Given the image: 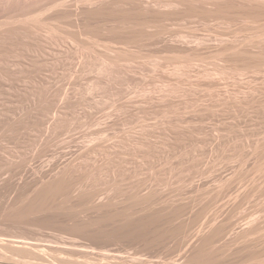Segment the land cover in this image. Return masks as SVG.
I'll list each match as a JSON object with an SVG mask.
<instances>
[{"label": "bare ground", "instance_id": "6f19581e", "mask_svg": "<svg viewBox=\"0 0 264 264\" xmlns=\"http://www.w3.org/2000/svg\"><path fill=\"white\" fill-rule=\"evenodd\" d=\"M76 1H78V0H76ZM79 1L82 4L81 3L78 4L77 7L75 6L72 8V6H71V8L70 7L67 8L65 6L66 4L64 5V3H65L64 0H0V106H1L0 107V122L2 124H3V122H4V124H6L5 130L7 132L8 131L10 132L13 129V131H14V128H12L13 123H14V121L12 123V119H13L14 114L11 113V112H13V111H11L13 106L19 105V104L23 103L24 101H27V103H29L27 109L30 108V109H28L29 115L26 113L27 111H25L24 113H26L27 116L24 113L22 116L28 117V118H26L27 120H24V121H25V123H27L26 121L29 122L28 123L29 127H27L26 125H24V126H26V128H28V130L30 129V131H32L31 133H33V134L30 135V137L31 136H32V138L35 137L33 140L31 138V140L33 141V143L31 142L32 145L33 144L36 145L35 142H36V140H38V137H39L37 135L41 134L42 130H46V129L49 130V131H47V137H49L48 135H50L51 133H52L51 135H54V136L57 133L60 134V132H57V131H59V129H60V118H61L60 115L61 114L63 115L64 111L62 110L63 113H60L61 109H57V111H56L57 113L55 112L56 113L55 116L53 117V119H51L52 117H50L51 116L50 114L54 110V109L52 110V107L54 106V105L52 106V103L54 104V102H51V105L49 104L52 107H49V105H47V102L49 103L51 98L49 97V101H47L48 95H50V93L46 94L44 91L45 89H47V87H44L45 85H47V83H46L47 80L42 78L41 73H43L45 70H47L45 68L46 65L44 66V68H42V66H43L42 64L44 63L45 58L46 57L48 58V55L52 51H56V55H57L58 52H57V50H54V48L58 49L59 47H57V46H60V43H58V42L61 40V43H62V40H64V39L66 40V38H67V39H69V43L71 41L73 42L74 45L72 47H74L75 44L77 47L75 46L76 48L74 47V51H72L73 48L71 49L69 46H67L66 45L67 43L64 40V42L66 44H64V42H63L62 44H64V45L61 44L60 48L61 49L64 48V51L67 52L66 48L68 47L71 49L70 51H72L73 53L78 52L77 50L78 49L81 50L82 48L83 49L85 48V50L88 49L87 51L90 50L91 51V52H89L90 54H87V55L85 54L86 55L85 58H83L84 56L81 57L82 59H84L83 60L84 64H82V65H84L88 69L89 68L93 69V70L95 69L96 72H99L100 74H102V76L105 75L108 78V80L111 82V83H109V84H111V86L109 85V87L110 88L114 87L112 92L115 91V86L117 88L118 83H119L118 85H120V82H119L120 80L117 81L119 76L124 75V77H125L128 75V77H130L129 75H131V77L136 76L135 78H137V77H139L137 75L138 73L141 74V73H143V71H148V72H150L148 74H150V77H152L149 80H155L159 76L160 78L157 79V82L159 79H161L164 83V87H163L162 82L161 81L159 82V83H161V86H162L161 90L162 91H160V89H158L159 91H157V92H160L161 97L159 95L158 96L159 98L157 97V100H161L160 98H162V97H165L168 95H174V94H178L180 96L185 97V98L180 97L181 98L180 99L179 96L177 95L176 101H174L173 98H170V99L167 98V100L172 99L171 102L168 101L169 102L168 103V102L164 101L165 100V98H164L163 102L161 100L160 102L158 101L159 103H156V102H154L156 97H154V100L152 98L155 94H157V93H155L154 95L152 94L153 96H151L153 101L152 102L150 101L151 105L152 106L154 105L153 107H155V108H153L151 106L149 108L154 109L153 111L156 112L155 114L153 113L152 116L159 113V116L162 114L163 118H164L165 115L168 116L170 114L172 117L171 116H168V117H171V119H173L174 117L177 118V115L179 114V112H177V110H179L181 108H183V109L180 110L181 112H180L179 116L182 119L184 118V117H181L182 112H183V114H185V112L187 114V112L189 111L188 116L192 112V114H191V116H189V118H186L188 116H185V118L187 119V120L185 119L186 121L179 119L181 122L183 121L182 123L188 124V126L186 125V129L181 128V130L180 129L178 130L177 127H178V124H180L179 121H178L179 123L176 121V124H174L175 122L173 120L168 121L169 119L164 118V120H166L165 122H167V124L165 123L166 125L164 124L166 127H164L163 124L159 123L160 119H159V121L157 120L159 125L163 126V128L158 126L160 128V129L158 128L159 129L158 131H160V134H161L162 133L161 128L164 130L163 131V133H164L163 139L164 140L162 139V135L160 136V134H159L157 136L161 137L160 139H161V141L163 140L164 145L162 146V142H160V139H154L153 138L154 141L158 140L161 143V146L164 148V151H162V153L168 157L166 160H165L166 157L164 158L166 164H168L167 166H169V164H170L169 162H170L172 157L178 158V160L175 159L176 162L174 164H170L171 165L170 168L174 174L175 180H177V177H178V179H180L182 181V183L179 180H177V181L180 182L181 184L184 185V183L186 182V185H187V183H189V184L191 183V185H192V182L195 180V178L200 180L202 175L203 176L206 175L208 178H213V181L210 180V182H212V183L214 182L213 184L207 183L206 182L207 178H206V176H204L206 179L204 178L203 180H206L205 183L208 184L207 186H205V183H203V184L201 183L202 185H199L198 183H196L198 185L194 184V186L196 185L194 188H193V185L190 186V189H191V187L193 188L194 192H192V194L193 193L194 194H193L192 198H189V195H192V194H187L188 195L187 198H189L188 201L190 200L191 203H195L196 201H198V202L200 201L199 203L197 202L198 205L199 204L202 205L201 204L202 200H203V202H205L204 200H207L206 202H209V203H214V202L218 203L219 200L220 201L223 200L222 197H224V199H225V197L227 198L228 193L233 188V186H235L236 183H239V182L244 183L245 181H247V184H245V185H248V188H247V186L245 188L243 187L245 189V191H243V190H241L242 186L240 184H239V186H241V187L239 188V190H236V188L238 189L239 186L236 188L234 187L233 190L230 192L232 194L233 191H238V192H236V195L233 192L234 197L232 196L233 199H231V202L234 203L231 205H234V206H232V207L229 206L230 209H228L227 211L224 208L225 214H222V213H224L223 212L224 210L222 209L221 210L222 211L221 214L223 215L222 218H218V216L220 217L221 214L216 216L218 219H220L219 221H218V219H217V221L215 219L216 223L214 222L215 223V224L213 223L214 225L213 224H212V226L208 225L207 226L208 228H206L204 226L206 228V230H203V228H204L203 227V228H201L202 230H200V228H199L198 230H200V231H198L197 229H195L196 228L195 225H196V222L198 220V215L200 213L206 211V209L208 207H210L209 203H207L208 207H206V205H205L206 202L204 203V205H202L204 208H206L205 210L203 209L202 206L200 207L197 205V207L198 208L200 207L201 209L199 208V211H196V212H194V210H193V215L186 219V217H184V214L187 213L188 208H189L188 206H191L189 204V202L187 201L189 204V205L187 204V206H185L186 205L185 203H184L185 205L183 203L179 204L180 201L178 203H176V201H175V204L173 205L174 200H171V201H173L172 205L174 206V207L172 206V208H171L170 198L167 197V199H169V201H170V203L167 202L170 204V207L167 203L164 204V202L163 203L160 202V197L162 194L160 195L159 191H158L159 192L158 194L156 193V190H157L156 186L154 187L156 189V190H154L156 193V196L154 194L151 195L152 192H154V191H151V193L148 191V193H150V194H148V193L146 194V192L141 194V189H143V188L142 187L139 188L138 186H136V187L139 188L140 192L137 190L138 188L134 189L135 193L138 192L137 194H135V196L131 194V193H133V190H130V191H132V192H130V194L128 193L129 190L127 192L124 191L125 194L128 193V196H127V194L124 195L122 193L123 191L120 189H124V190L127 189L125 187V186H127L126 180H129V178L131 177L130 176L131 174H132V177L130 179L131 180L130 184L131 185L134 184V183H132V178L134 177L133 172L138 168V166L140 164L138 166L137 165L133 166V167H135V169L134 170L132 169L133 171H132V173L130 172L131 174L129 173V175L127 174L128 173L127 171L130 168H128V170H126L127 173L125 172V174H127V176L128 177L130 176V177L129 178L127 177L125 179L122 176L123 174L121 172L122 170H124V169H122L124 166H122V168H121L120 165H115V163L118 164L119 163L118 161L121 160L119 158L120 157V154H119L120 149L122 147H125V146L119 145V147H121V148H119V150H118V148H117L118 145L114 146L113 144L117 143V142L119 143L121 140L119 139L120 141L118 140L117 142H114V143L112 142L113 148L116 147V150H118L117 151L118 153H116V151L114 150L115 151L114 153H116V154H114L113 149H110L111 147H109V149L106 148L108 146V144L105 143V145H107L106 147L102 146L104 144L103 140L104 141H109V140L103 139L101 142V139H100L102 137L101 136L99 138L100 141H98V142H100L99 147H95L94 144H92L93 147H95V148H93L92 145L90 144L89 140H88V142L90 144V146L88 144L89 148L87 146H85V147H87V148H85L83 145H81L82 143L81 144L79 143L77 145L78 146L81 145V147L83 146L84 147L83 149H85V150H79L81 148L78 147V151L75 152L76 155L75 154L74 155L78 158L84 157L85 158V159L83 158L84 161L88 162V159H86V158L89 157L91 154L96 153L97 151H100V150L102 152L104 151L106 153V155H108V157H106V155H104V157L109 158V159L104 158L105 160H108V162H107L108 165L103 162V159H102V164L103 165L105 164L104 166H106L107 173L109 172L108 173L109 175H106L107 173H106V171H104V170H106V168L103 165H102V167H104L105 169L102 167L101 168L103 169L104 173L102 172V169L100 167H99L100 170L98 169L99 170L98 172L101 171L103 174L106 173L105 175L107 177L110 176L109 177L110 179L108 178L110 180V184H108L109 182L108 183L106 182L107 186L110 187L109 185H111V186L118 187L116 190L117 192L120 190V192H118V195H120V193H121V195L123 194L125 197H129V195H132V197L131 198L129 197V198L131 200L134 198L133 203L129 202L130 203L129 204L128 203L129 199L127 200V198L121 200L120 198H124V196L122 197L121 195H120L121 197L119 198L120 200H118L119 196L117 195V192L115 190L114 191L116 193L114 191L111 193H113V194L115 193V195H117V197L115 196L116 198L114 197V195L112 197H114L118 203L115 202V200H113V198L111 196H110V198L109 197L100 198V194L103 193L100 191H102L103 188H102V190H98L97 187H96L97 190L92 188V190H95V191H92L91 188L89 187L90 189L88 188L87 190H89L90 192L87 190H86L87 193H86V191H83V189H84L83 183H84V180H86V179H84V177L83 178H81V177L87 176V175H84L86 173H84V171L82 172V169H81L80 173L77 172L81 175L84 173L81 177H79L80 175L77 176V175H73V174L79 169V168L77 169V167L84 168L83 166L86 163L81 159V164L82 163L83 164L85 163V164L80 166L78 164L80 161L77 163L78 164L77 165L74 163V158L73 159L69 158L68 162H64V166L61 165V166H63L61 168V170H60V162H57L56 163V169L57 168L58 169L53 175H47V173H46L43 176V178L40 179V181H36L31 186V189H30L29 193L27 194L25 200L23 199L25 202H22L23 204L21 203L22 206L19 203L20 205L18 204L19 206L16 207L17 204L13 202L12 204L13 205L16 204V205H14V206L12 205L10 208H8L9 210L6 208L8 211V212L6 211V213H19L20 214V213L24 212V214H27V215H42V214H45L48 212L57 211L60 209L61 206H64L63 205L64 203L66 204L67 202H69L68 205L75 212L86 211L85 210L86 208H91L94 211L93 218L89 222V224H83L80 226V228L89 229L90 227H92L91 228L92 233L108 236L111 238H119L121 235L127 234V235H130L136 239H140L142 241L145 240L146 242H150V243L151 242L153 243L155 241H160L161 243H163V242L168 243L169 240L172 241L171 239L180 237L183 241L182 243H185V241L187 242V240H189L188 238L193 234V230L195 229L198 232L197 233L194 232L193 237L191 236L192 239L190 238V240H193V241H191L192 243L190 242L191 244L190 245L188 244L189 246L186 245L188 249L183 251L184 254L179 255V256H181L179 258L180 259L179 262H181V264H183V263L218 264L219 262H220V264L221 263H223V264H264V223H263L264 219L262 218V222H261V220H259L262 217V215L259 214L260 212L257 213V214H259V216L261 215L260 218L258 216H256L258 218L254 217L250 220H247V222L245 223V225L243 227H241L242 226L241 225L240 229H238L236 231L234 230L235 224L237 221V220L235 221V219L237 217L236 218L234 217L236 215L235 211H237V209H236L237 205L243 206V205H241V203L244 204L246 202L245 200L248 201V199L251 196L257 194L258 196H255V198L253 197V199H255V200L257 198H259L260 196L262 197V198H259V200H261V202L257 199L258 202L255 201L253 203V205H255L256 202L259 205V202H260L261 203L260 207H262L260 209H262V210L257 209L258 205H256V207H257L256 209L264 212V0H149V1L148 0L147 1L146 0H79ZM79 1H78V3H79ZM72 2H73V0H72ZM75 4H77V3H75ZM62 6H65L67 9L65 7H64L65 9L64 8L61 9ZM60 9H61V11H60ZM68 9H72V10H68ZM46 13L48 15L43 18V16H41V15L45 16ZM68 15H69V17H70V15L71 16L74 15L76 18V19L74 18L75 19L74 22L76 21V23H74L73 20L71 19V21L73 22L72 24H75L74 27H76V29H74V27H73L74 31H72V29H70V28H72L73 25L65 22L67 20L66 19L67 17H64V16H68ZM62 18H63V20L65 18L64 22L67 24H65V23H61V24L62 25H64V24L68 25L66 29H64L65 26L62 27V25L60 24V21L62 20ZM70 18H72V17H70ZM63 20L61 22H63ZM183 20L186 21L185 25H183L184 24ZM194 20H196V22H198L199 25L194 24ZM181 21H183L182 22L183 24L177 26V23L181 24ZM69 23H71V22H69ZM172 23H173V25H176V26H173ZM69 25H70V28H68ZM91 25L92 26L95 25V26L92 27ZM200 25L205 27V29L203 28L206 31L205 33L202 30V27H199ZM62 28H63V31H62ZM61 33H63V34H61ZM61 35L63 36L62 39L60 37ZM45 36H46V38H45ZM49 37H51L54 40L59 39V41L56 40V42L58 41L57 42L58 45L55 43V41L53 42L51 40V42H50L48 39ZM54 37H56V38H54ZM46 40L48 43L49 42L55 43V45H57V46L53 47V45H54L53 43H52L53 45L52 44L50 45V43H49L46 46L45 45ZM67 42H68V40H67ZM71 43H70V46H71ZM116 43L117 44L121 43V45L125 44L126 45L125 48H127V49H128L127 46H129L131 44H133L131 46V48L134 45L138 48L136 49L134 47V49L131 50L129 47L128 50H126V49L124 50L123 49L124 47L122 48V46L121 45L119 46V44L117 46ZM65 45L67 46L66 48H65ZM47 47L49 48V51H50V48H52L53 50L51 49V52H49ZM46 50L48 51V53L46 52L48 55H45ZM62 51H63V49H62ZM52 53L55 55L54 52H52ZM68 53H69V55L71 54L70 52H68ZM73 53H72V56H74ZM91 53L93 54V56L91 55ZM53 54H52V56L49 55V57L50 56L55 57V56H53ZM64 54H62L61 57H64ZM83 54H84V52H83ZM79 55H81V54H79ZM65 56H66V54H65ZM72 56L70 55L69 57L68 56H66V57H68V59H71V58H73ZM58 58L60 59V57H58ZM58 58L56 57V62L55 61L53 62L54 64L60 63L61 60L58 62L57 61V60H59ZM79 58H80V56H79ZM64 59H65V57H64ZM49 60L50 59H48V61ZM50 61H53V59ZM50 61L47 64L48 66L50 65L49 64ZM63 63H66V62L64 61ZM59 65H61V64H59ZM59 65H56V66L59 67ZM56 66L54 65V68ZM73 66H75V65H73ZM52 67H53V65H51L50 69ZM68 67H69V64H68ZM54 68H53V70H54ZM82 68H81V70H83ZM86 68H85V70H86ZM40 69H41V71H40ZM43 69H45V70L42 72ZM59 69H60V67H59ZM37 71L41 72V73L39 72L40 74L38 73L39 76L41 75L40 76L41 78L38 76L40 79H37L38 78L37 77V75H38ZM67 71H69V70H67ZM54 72L56 73L55 70H54ZM78 72H81V71H78ZM93 72H92V74H93ZM151 72H155V74L153 73L155 75V77L153 75L151 76ZM43 74L45 75L46 73H43ZM73 74H75V73H73ZM134 74H136V75H134ZM175 74L180 75L181 77H184L182 75H186V78L190 77V76L192 77V75H193L194 79L192 77V80L189 82L186 80L187 82L186 81L185 82L188 85H187V87H185L186 84L183 83V79L185 80V78H182V80H181V79H179L178 76L176 77ZM77 75H79V74H77ZM132 75H134V76H132ZM144 75H146V74L144 73ZM156 75H157V77H156ZM147 77H148V75H147ZM96 78H98V77H96ZM99 78H101V77L99 76ZM41 79H44L46 81H42ZM104 79H105V77H104ZM122 79H124V78H122ZM138 79L140 81L141 77ZM143 79H145V78L143 77ZM1 80L4 81L3 85L5 84V87L2 86ZM32 80H33V82H35V83L32 82L33 85L31 84ZM97 80L94 81L95 82L94 88L96 86L100 85L101 81L99 82V80L98 81ZM105 80H107V79H105ZM130 80H132V78L129 79L128 81L129 82L133 81L131 83V84H133L136 79L132 80V81H130ZM41 81H42V83H46V84H44V85L41 84L40 83ZM139 81L136 82V84H138ZM144 81H146V80H144ZM21 82H22V85L19 86L21 84ZM103 82L105 83V81H103ZM149 82H151V81H149ZM39 83L45 89H43V88L41 89V87H40L41 85ZM104 83H102V84H104ZM30 84H31L32 88H31V86H29ZM93 84L94 83H92V86H93ZM127 84H129V83L127 82ZM149 84L151 85L152 82L148 83V86H149ZM183 84L185 86H183ZM72 85H74V84L72 83ZM154 85L155 84H153V86ZM92 86L90 87V89L93 88ZM74 87H77V85ZM144 87H145V85H144ZM157 87L160 88L159 86H157ZM58 88H60V87H58ZM100 88H98V89H100ZM155 88H156V86H155ZM155 88H153L154 92H155ZM106 89H107V87H106ZM132 89H134V88H132ZM137 89H138V87H137ZM146 89H147V87H146ZM151 89H152V87H151ZM107 90L111 91V89H109V88ZM116 90L119 91L120 90L119 87ZM15 91H16V93H15ZM126 91H127V89H126ZM12 92H14V93H12ZM57 92H58V90H57ZM121 92H123V91L121 90ZM121 92H119V93H121ZM151 92H153V90ZM62 93H63V91H62ZM81 93H82V89H81ZM111 94H113V93H111ZM144 94H145V92H144ZM59 95L56 94L57 97ZM94 95H95V93H94ZM103 95H104V93H103ZM115 95H117V94H115ZM148 96H150V95H148ZM66 98H67V96H66ZM66 98H65V100H66ZM147 98L146 99L143 98L142 100H144V99L147 100ZM178 98H179V100H178ZM131 99H130V101H132ZM81 100H80V102H81ZM122 100H123V98H122ZM125 100H127V99H125ZM139 100H141V99L139 98ZM98 101H100V100H98ZM147 101H149V100H147ZM147 101H144V103ZM55 102H57V101L55 100ZM60 102H61V100H60ZM66 102H67L66 103L67 105L71 104L69 101H66ZM150 102H149V104H150ZM64 103H63V106L66 105ZM102 103H103V101H102ZM123 103L121 102V104H123ZM127 103H130V102L127 101ZM131 103L134 104L133 101ZM152 103H156V104H152ZM124 104H126V103H124ZM56 105H58V104H56ZM94 105H96V104H94ZM66 106H65V108L68 107V106L67 107ZM80 106H82V105H80ZM100 106H102V105H100ZM112 106H111V108H112ZM14 107H16V106H14ZM20 107L22 108V105ZM59 107H60V105H59ZM78 107H79V105H78ZM87 107H88V105H87ZM117 107H119V106H117ZM117 107H116V109H117ZM121 107H123V105ZM140 107H143V106H139V108ZM57 108H58V106H57ZM62 108L64 109V107H62ZM70 108H71V106H69V109ZM131 108H133V107H131ZM69 109L67 108L65 110L68 111ZM184 109H187V110L185 111ZM190 109H191V111H190ZM111 110L113 111V109H111ZM119 110H120V108H119ZM147 110H148V112L152 111L149 109H147ZM144 111H145V109H144ZM175 111L177 112L176 113L177 115L175 113H173ZM95 112H97V111H95ZM113 112H115V111H113ZM127 112L129 113V111H127ZM127 112L125 111V113H127ZM148 112H145V115H146V113L149 114ZM136 113L137 112L135 111V116L137 117L139 114L136 115ZM103 114H102V116H103ZM118 114H117V116H118ZM174 114H175V116H174ZM53 115H54V112H53ZM80 115H82V114L80 113ZM88 115H89V113H88ZM63 116H66V115L64 114ZM226 116H228L227 119H229V120H231L230 118L232 117L231 121L233 122V120H234V122L232 123L231 121H228L226 119L228 122L231 123L230 124L227 121H224ZM229 116H230V118H229ZM90 117H92V116H90ZM94 117L95 116H93V118ZM107 117H109V116H107ZM155 117L156 116H154V119H155ZM214 117H215V119L217 117L216 120H218L220 123V127H218L216 125H218L219 123L217 121H215V124H216L215 126L218 128V130L222 131V133H219V134H223V131H224V137H223V135H221L220 136L221 138L219 140H217L219 138L217 135L218 133L217 134L215 133L216 135L214 134V131L217 130V128H214L215 127L213 125L214 121L212 123V125H213L212 127H209V128L207 127L208 122H209L208 120L210 118L213 119ZM64 118L65 117H63V119ZM97 118H99V117H97ZM117 118H119V117H117ZM126 118L128 119V117H126ZM156 118L158 119L159 117H156ZM163 118L161 116V120H163ZM18 120L22 121V118L20 119V117H19ZM64 120L62 122H64ZM90 120H91V118H90ZM94 120H96V119H94ZM123 120H122V122H123ZM149 120H151V119H149ZM49 121H51L50 125H49V123H50ZM146 121H147V119H145V123H146ZM157 121H156V125H157ZM172 121H173V123H172ZM46 122H47V124H45ZM85 122H86V120H85ZM111 122H113V121H111ZM139 122H137L139 124L138 128L140 126ZM185 122H188V123H185ZM225 122H227L228 124L227 123L225 124ZM116 123H117V120H116ZM153 123H155V121ZM205 123H207V124H205ZM128 124H132V123H128ZM134 124H132V125H134ZM149 124H151V122ZM62 125H63V123H62ZM64 125H67L66 122ZM68 125H69V123H68ZM110 125H108V126H110ZM124 125L125 124H123V126ZM72 126H73V124H72ZM146 126H148V123L146 124ZM179 126H181V125H179ZM3 127H5V126H3ZM143 127H145V125ZM149 127L150 126H148L147 128H149ZM183 127H185V126H183ZM142 128H141V130H143ZM210 128L212 129V131L213 130L214 131L212 132L210 130ZM104 129H107V128H104ZM104 129H103V131H104ZM146 129L143 130L144 132L141 131V133L143 135L141 133H140L141 135H139L137 133V135H139L138 138L133 137L131 135L133 137V140H135V141H131L132 143L130 142V144H132L136 147V151H134V149H135L134 146H131V145H128V146H131V147H129L130 151H131V149L133 150L134 153L138 151V153H136V156L134 153H132V151H131V153L134 154L133 156L136 158L141 157L142 159L139 158L140 161L143 160V163H145L144 165L145 166L149 165L150 169L152 170V172L150 170L151 173L149 172L150 173V175H149L150 177H149L147 175L148 172H146L148 169L147 167H145L144 165H141V166L145 167L146 171L145 170L143 171L144 167H139V169H138V170H142L141 172H146L145 175L148 176V179H150V178L153 179L152 181L148 180V181H151V182H148L147 176H145L146 180L144 181V183L148 182L150 184L152 182L154 183V181L157 180V178H158V180L161 178V177L159 178V176H161L160 174L157 176V174H158L157 170H160L161 168H163L161 170L166 169V171H167L169 169L168 170L169 175L171 172H170L169 167H165V168L161 167L164 164L163 163L164 160L161 157H164V155L161 157L159 156L161 150H159L160 145H158V143H157L158 141H156V145L159 148H157L156 145H155L156 147L153 148L154 146L152 145V147H151V144H150L151 142H153L152 144H154V141H150V140H152V139H150V137L151 136L155 137V135L157 134L156 133L157 127H155V128L152 127V129H150L151 131H149L147 133L145 132ZM153 129H155L154 131H156V132H154L155 135H152ZM132 130L134 131V129H132ZM117 131H119L118 128H117ZM147 131H148V129H147ZM42 132L44 133V131H42ZM48 132H49V134H48ZM119 132L122 133L123 131L122 132L119 131ZM127 132H129V131H127ZM103 133H105V132H103ZM125 133H126V130H125ZM59 134H57V135H59ZM130 134L128 137H130ZM134 135L136 136V134H134ZM4 136H6V135H4ZM16 136H17V134H16ZM27 136L29 139L30 138L29 135H27ZM113 136H110V137L112 138ZM120 136H121V134H120ZM140 136H142V137H140ZM56 137H54V140L56 139ZM128 137H126V138H128ZM20 138H22V137H20ZM51 138H50V140L53 141V139H51ZM113 138H115V137H113ZM134 138H136V139H134ZM91 139H93V138H91ZM131 139L132 138H130V140ZM45 140H47V138ZM110 141H111V139H110ZM48 142H50V141L48 140ZM48 142L44 141V143H47V144H48ZM98 142H96V143L98 144ZM128 142H126V143H128ZM7 143H9V142H7ZM96 143H95V145H97ZM101 143H102V145H101ZM1 144H3V143H1ZM37 144H38V141H37ZM41 145L42 144H40V146ZM36 146H35V149H36ZM128 146H126V147H128ZM204 146H205V148L208 146L210 148H208V149L206 148L207 150L204 151L205 149L202 150V148H204ZM126 147H125V150L129 149ZM41 148H42V146H41ZM163 148H161V149L163 150ZM0 149H3V148H0ZM8 149H9V147H8ZM42 149H38V151H37L38 155H41L43 153ZM154 149H156V151L158 149L157 152L159 153V155L156 154L157 152L155 153ZM39 150H41V152ZM76 150H77V148H76ZM121 150H123V151H121V153L123 152L125 154L124 148ZM151 150H153L154 152L150 153ZM0 152H1V150H0ZM7 152L9 153L10 151H7ZM37 152H35V154ZM39 153H41V154H39ZM105 153H103V154H105ZM123 153L121 155V158L123 157ZM152 153H154V155ZM35 154H33V155H35ZM117 154H119V156ZM155 154H156V156L161 158L160 164L162 162L161 165L158 163V165H160L161 168H159V166H157L159 168V169H157V167H156L157 170L155 169V165H156L155 163L156 162H154L156 159L152 160V159L156 158V157H154ZM38 155L36 154L37 157H38ZM74 155H73V157H75ZM137 155H138V157H137ZM13 156H14V154H13ZM42 156H43V154H42ZM129 156H131V154ZM204 156H206V159ZM76 157H75V161L77 159ZM117 157H118V160H117ZM158 157H157V159H158ZM136 158H133V159H136ZM124 159L125 158H123V160ZM128 159H130V158H128ZM168 159H170V160H168ZM79 160H80V158H79ZM90 160H92V159H90ZM115 160H116V162H115ZM145 160H146V162H144ZM202 160H204V161H202ZM205 160H207V161H205ZM28 161L29 160H27V162ZM137 161H138V159H136V164H137ZM140 161H138V163ZM113 162H115V163H113ZM157 162H159V161H157ZM172 162L173 161H171V163ZM202 162L203 163L205 162L207 165L204 163L206 166L202 167V165H200V164H203ZM129 163H131V161ZM129 163H126V166ZM141 163H142V161H141ZM146 163H148V165ZM222 163H225L228 165L231 164V165H229L230 169H229L228 165H225ZM119 164H122V160H121V163H119ZM219 164L225 165L228 168V169L225 168L226 170H229L227 172V173H229L228 175L227 174L223 175L220 173L222 168L221 169L219 168L220 171L217 168L222 166V165L219 166ZM122 165H124V164H122ZM6 166L9 167L10 166L9 163H7ZM98 166H99V164L97 166H94L93 168L96 170L97 169L96 167H98ZM118 166H120L121 169L118 168V170H117ZM3 167H4V165H3ZM129 167H131V166H129ZM74 168H75V172L71 171ZM10 169H9V171H10ZM33 169H34V167L31 166L30 170H33ZM87 170L88 169H86V171ZM88 171H87V174H88ZM124 171H123V173H124ZM214 171H215V173L212 174L211 172H214ZM217 171H219V172H217ZM7 172L5 170V173H7ZM72 172H74V173H72ZM119 172L122 176V179H125V180H123V182L121 181L122 180L121 176H120V179L118 180ZM164 172L161 171L162 176L167 177L168 175H165V174H167L168 172H166V173H164ZM10 173L11 172H9V175H10ZM12 173H13V171H12ZM12 173H11V175H12ZM89 173H90V175L88 176L89 178L92 177V179H93V175L99 176V178H101L100 177L101 174L99 175V173H98L96 175V172L94 173V170L89 171ZM138 173H139V175H141L140 171H138ZM163 173H164V175H163ZM210 173L212 174V177L208 176V175H210ZM173 174L171 175V177L173 176ZM256 174H258V177L259 176L260 177L257 178ZM9 175L7 177H9ZM137 175L138 174H136L135 176H137ZM254 175H255L256 179L253 177ZM101 176L103 177L104 175H101ZM175 176H177V177L175 178ZM125 177H126V175H125ZM139 177H136V178H139ZM164 177H162V178H164ZM168 178H169V176H168ZM1 179H3V178H1ZM96 179H97V177H96ZM96 179H94V180L96 181ZM94 180H92V181L94 182ZM136 180L137 181L140 180L139 182H142L143 178L136 179ZM160 180L164 181L166 179H160ZM160 180L157 181V183H159ZM170 180H173V179L171 178ZM199 180H197V181L199 182ZM120 181L123 184L126 181L124 186L122 185L124 188H121L122 186L119 187V184L121 183ZM166 181H169V179ZM166 181H164V182L166 183ZM197 181H195V182H197ZM89 182H91V181H89ZM139 182L137 183V185L139 184ZM164 182H162V184ZM128 183H129V181H128ZM155 183H156V181H155ZM180 183H178V184L180 185ZM141 184L143 186V182ZM141 184H139V186ZM174 184L175 183H173V185ZM210 184H212V187ZM155 185H157V184H155ZM160 185H161V182H160ZM96 186H97V184H96ZM166 186L169 187L168 185H166ZM243 186H244V184H243ZM103 187H105V186H103ZM146 187H147V185H146ZM162 187H163V185H162ZM171 187L172 186H170V188ZM179 187L181 190V188H182L181 185ZM148 188H149L148 190H153L152 188L150 189V185ZM170 188H166V190L169 189V192H170ZM174 188L175 187H173V190H174ZM111 189H114V188L112 187ZM131 189H133V188H131ZM159 189H160V187H159ZM80 190L83 192H80ZM107 190H108V188H107ZM107 190H106V192H107ZM166 190H165V192H166ZM171 190H172V188H171ZM74 191H79V193L73 195L75 193ZM181 191L183 193V189ZM181 191H179V193H181ZM186 191L184 190V192H186ZM161 193H162V191H161ZM163 193H164V191H163ZM171 194H172V192H171ZM175 194H176V192H175ZM175 194H173V195H175ZM231 194H229V196H231ZM157 195H159V197H157ZM164 195L162 196L163 198H161V201L164 199ZM181 195L182 194H180V197H181ZM153 196H155V198ZM183 196L186 197V195H184V194H183ZM156 197L159 200H157ZM177 198H179V197L177 196ZM173 199H175V198H173ZM186 199L184 201H186ZM131 200H129V201H131ZM176 200H178V199H176ZM181 200L183 201V199H181ZM227 200L229 201V197L227 198ZM233 200H234V202H233ZM226 203L230 204L228 202H226ZM226 203H224V204H226ZM160 204L161 205L163 204L164 207H162L163 205L160 206ZM178 204L179 205L183 204V206H177ZM9 205H11V204H9ZM165 205L167 207H169L170 209L165 207ZM195 205H196V203H195ZM247 206H248V203H247ZM194 207L196 210H198L196 206H194ZM194 207L192 206L193 209H194ZM244 207H246V206H244ZM249 207H251V205ZM253 207L252 208L255 209V206H253ZM212 208H213V206H212ZM219 208H221V207H219ZM191 209L189 210L190 212L192 211ZM185 210H186V212H185ZM213 210H214V208H213ZM238 210H242V209H238ZM247 210H249V209H247ZM249 211L251 212L252 210H249ZM249 211H248V215H249ZM254 212H257V211L254 210L252 213H254ZM246 214L247 213H245V217H246ZM1 216H5V215L2 214ZM253 216H254V214H253ZM250 218H251V216H250ZM240 219H242V218H240ZM33 221L36 222L37 218H33ZM176 221L178 223H176ZM231 230L235 231V232H232V233H234V236L230 239L231 241L225 240V242L222 241L223 244L222 243L220 244L219 240H221L222 237L224 238V236L228 232H230ZM160 242H157V243L160 244ZM0 248H1V246H0ZM25 251L27 252V256L29 257V260H31V261H29V263H25V264H59L60 263V259H57V256L55 258L54 256L51 255L52 248L47 247L44 244L30 243L29 246H27V249H25ZM108 258H110V256H103L102 258H94V257L84 256L82 259H79V258L68 259L67 263H69V264H112L110 261H108ZM172 259L174 260L175 258H172ZM115 264H128V263L122 262V263H115Z\"/></svg>", "mask_w": 264, "mask_h": 264}, {"label": "rangeland", "instance_id": "374dc122", "mask_svg": "<svg viewBox=\"0 0 264 264\" xmlns=\"http://www.w3.org/2000/svg\"><path fill=\"white\" fill-rule=\"evenodd\" d=\"M70 1V2H69ZM79 1V0H78ZM78 1H76V0H73V2H72V0H64V5L67 7V8H71V6H72V8L73 7H77V5L78 4H80L81 2L79 1V3H78ZM147 1V0H146ZM149 1V0H148ZM68 2V3H67ZM77 3V4H75V3ZM73 5H72V4ZM70 4V5H69ZM82 4V3H81ZM65 6H62L61 7V9H63ZM65 7V8H66ZM64 8V9H65ZM66 8V9H67ZM61 9H60V11H61ZM75 9V8H74ZM73 9V10H74ZM68 10H72V9H68ZM49 13V12H48ZM61 13V12H60ZM48 14L46 13L45 14V16L44 15H41V16H43V18L44 17H46ZM61 16V15H60ZM74 15H70V17H72V18H70L69 17V15L68 16H64V17H67L66 19V21H65V18H64V20H63V18H62V20H63V22H61L60 21V24L61 23H65V22H67L68 24H71V25H73L72 26V28H70V25H69V27L68 28H70V29H72V31H74L73 30V27H74V25L75 24H72L73 22H74V20L76 19L75 18V16L73 17ZM62 17V16H61ZM60 17V18H61ZM75 18V19H74ZM69 19V20H68ZM71 19L73 20V22L71 21ZM65 21V22H64ZM184 21V24L182 23ZM183 21H181V24L179 23H177V26L178 25H185V23H186V21L185 20H183ZM69 22H71V23H69ZM67 23H65V24H67ZM74 23H76V21L74 22ZM176 23V22H175ZM174 23V24H175ZM62 25V27L63 26H65V28L64 29H66L67 28V26L68 25ZM95 24V23H94ZM194 24H198L199 25V23L198 22H196V20H194ZM172 25H173V23H172ZM92 26V25H91ZM93 26H95V25H93ZM92 26V27H93ZM173 26H176V25H173ZM199 27H202V30L204 31V33L206 32L204 29H205V27L204 26H199ZM61 28V27H60ZM204 28V29H203ZM69 29V30H70ZM74 29H76V27H74ZM201 30V31H202ZM62 31H63V28H62ZM71 31V30H70ZM61 34H63V33H61ZM61 37V39H62V35L60 36ZM45 38H46V36H45ZM51 37H49L48 39H49V41L51 42V40L54 42L55 41V43L57 44V42L59 41V39H50ZM54 38H56V37H54ZM47 39V40H48ZM47 40L45 41L46 43H45V45L47 46L49 43L47 42ZM56 40H58L57 42H56ZM65 40V39H64ZM64 40H62V43L64 42ZM67 40H68V42H67ZM71 41V40H70ZM52 42V43H53ZM67 44H66V43ZM65 42H64V44H66L67 46H69L71 49H72V51H74V47L76 46V44H75V46L74 47H72L74 44H73V42L71 43V46H70V43H69V39H67L66 38V40H65ZM52 43H50V45L52 44ZM55 43H53L54 45H55ZM58 43H60V46H57V45H53V47H59L58 49H55L54 48V50H57V55L62 51V49H63V53L61 52L58 56L56 55V51H52V52H54L55 53V55L51 52V49L53 48L52 46V48H50V51H49V48L47 47V49H48V51L49 52H51L49 55H51L52 56V54H53V56H55V57H49V55L47 54L48 53V51L46 50L45 51V55H48V58L46 57L45 58V60H44V63L42 64L43 66H42V68H44V66H45V68L47 69V70H45V69H43L42 70V72L43 73H46L45 75L43 74V73H41L40 71H41V69H40V71H37V74L40 72L41 73V75H42V78H44V79H46V80H44V79H41L42 81H46V83H47V85H45L44 87H47V89H45L44 87H42V85L41 84H46V83H42V81L39 83L41 86V89L43 88V89H45L44 91H45V93L46 94H49L50 93V95H48V98H47V101H49V97L51 98V100L49 101V103L47 102V105H51V102H54V104L52 103V106L54 107H52V106H50L49 105V107H52V113L50 114L51 116L50 117H52L51 119H53V117L55 116V114L57 113L56 111H57V109H61L60 111V113H63L62 112V110L64 111V114L66 115V116H63L62 114L60 115V129H59V131H57V132H60V134L59 133H57V134H59V135H48L49 137H47V131H49V130H42V131H44V133L41 131V134H38L37 136H39L38 137V140H36V145H32V143H33V139L35 138V137H33L32 138V136L30 137V135H32L33 133H31L32 131H30V129L28 130V128H26V126L27 127H29V125H28V121H26L27 123H25V121L24 120H27L26 118H28V117H26L27 115H26V113L29 115V111H28V109H30V108H28L27 109V107H28V105H29V103H27V101H24L23 103H21V104H19L20 106L22 105V108L19 106V105H14V106H16V107H14L13 106V108H12V110L11 111H13V112H11V113H13L14 115H13V119H12V123H13V121H14V123H13V126H12V128H14V131H13V129L9 132H7L5 129H6V124H4V122H3V124L0 122V148H3V149H0L1 150V152H0V179L1 178H3V179H1L0 180V246H1V250H0V252L3 254H1L0 253V264H25V263H29V261H31V260H29V257L27 256V252L25 251V249H27V246H29V244L30 243H36V244H44L45 246H47V247H51L52 248V251H51V255L52 256H54L55 258H56V256H57V259H60V263L59 264H69V263H67V260L68 259H75V258H79V259H82L84 256H89V257H94V258H102L103 256H110V258H108V261H110L112 264H115V263H122V262H127L128 264H181V262H179L180 261V257L181 256H179V255H181V254H184L183 253V251L184 250H187L188 248H187V246H189L192 242L191 241H193V240H190V238H191V236L193 237V234H194V232L195 233H197L198 231H200V230H202L201 228H203L204 226L206 227V228H208L207 226L209 225V226H212V224L215 222L216 223V221H217V219L218 218H222V214H225V210L227 211L228 209H230V207L229 206H234V205H231V204H234V203H232L231 202V199H233V197H234V195H233V192L235 193V195H236V192H238V191H233L232 192V194L230 193L232 190H233V188L235 187H238L239 186V184L242 186V188H241V190H243V191H245V187L247 186V188H248V185H245V184H247V181H245L243 184H244V186H243V184L242 183H236L235 184V186H233V188L230 190V192L228 193V195H227V198L229 197V201L227 200V198L225 197V199H224V197H222L223 198V200H219L218 201V203H216V202H214V203H209V202H206L207 200H204L205 202H203V200H202V202H201V204L202 205H204V203H205V205H206V207H208V204L207 203H209V205H210V207H208L207 209L206 208H204L202 205H198L197 204V202L198 201H196L195 203H196V205H195V203H191L190 202V200L188 201V199L189 198H192V196H193V194H192V192H194L193 191V188L196 186V185H202L203 183H205V181L207 182V183H212V182H210V180L211 181H213V178H208L206 175H204V176H206V178L203 176H201V178H200V180L199 179H196L195 178V180L192 182V185H193V188L191 187V189H190V186H192L191 185V183L189 184V183H187V185H186V182L184 183V185L183 184H181L182 183V181L180 180V179H178V177L177 176H175V178L177 177V180H179L180 182H178L177 180H175L174 179V174H173V172L171 171V165L170 164H174L175 162H176V160H178V158H171V160L170 159H168V160H170V164H169V166H167L168 164H166V162H165V160L168 158L167 156H165L163 153H162V151H164V148L162 147L163 145H164V143H163V126L162 125H159V123L160 124H167V122H165L166 120H164V118H166V119H169L168 121H170V120H173L175 123L174 124H176V121L178 122H180V124H178V130L180 129L181 130V128H183V129H186V125L188 126V124H184V123H182L183 121H186L187 119L186 118H189V116H191V114H192V112H191V114H189V116H188V112H187V114H186V112H185V114H183V112L181 113L182 114V116L181 117H184L183 119L182 118H180V116H179V114H180V110L181 109H183V108H181V109H179V110H177V112H179V114L177 115L176 113V111L175 112H173V113H175L176 115H177V118L176 117H174L173 119H171V115L169 114L168 116H171V117H168V116H164V118H163V115L161 114L160 116H159V113H157L156 115H154V116H156V117H159L158 119L155 117V119H154V116H152L153 115V113L155 114L156 112L155 111H153L154 109H150L149 107L151 106V107H153L152 105H151V102L154 100V97H156V101L154 100V102H156V103H159L161 100H162V102H163V100H164V98H165V102H171V100H167V98L168 99H170V98H173V100L174 101H176L177 100V95L178 94H174V95H168V96H165V97H162V98H160L161 100H157V97L160 95V97H161V94H160V92H157V91H159L158 89H160V91H162L161 90V88H162V86L164 87V83H163V81L161 80V79H159L158 80V82H157V79L158 78H160L159 76L157 77V75H156V77H157V79H155V80H149L150 78H152V77H150V74H148V73H150V72H148V71H143V73H138L137 75L139 76V77H137V78H135L136 76H134V75H136V74H134V75H132V76H134V77H131V75H129L130 77H128V75L127 76H125L124 77V75H122V76H119L118 77V79H117V81H119L120 82V85H118L117 84V88H116V86H115V91H113L112 92V90L114 89V87H109V85L111 86V84H109V83H111L109 80H108V78L105 76V75H103L102 76V74H100L99 72H96V70L94 71L93 69H88V68H86L84 65H82V64H84V59H82L81 57H83V58H85V56L87 55V54H90L89 52H91L90 50L89 51H87L88 49H86L85 50V48L83 49H81L80 47V49L81 50H79L78 48V52H76V53H73L72 51H70L71 49L70 48H68L66 45H65V48H66V51L67 52H65L64 51V48H60L61 47V40L58 42ZM69 43V44H68ZM64 44H62V45H64ZM117 44V43H116ZM119 44V43H118ZM118 44H117V46H118ZM49 45V46H50ZM121 45V43L119 44V46ZM133 44H131V45H129V46H127L128 47V49H129V47H130V49L132 50V49H134V47L137 49L138 47H136L135 45L131 48V46H132ZM122 46V48L125 50H128L127 48H125L126 47V45L125 44H122L121 45ZM138 46V45H137ZM63 47V46H62ZM77 47V46H76ZM75 47V48H76ZM46 49V48H45ZM60 49V50H59ZM53 50V49H52ZM69 50V51H68ZM83 50V51H82ZM85 50V51H84ZM60 51V52H59ZM76 51V50H75ZM68 52H70L71 54V56H72V53H73V55L74 56H72L73 58H71V59H68V57L70 56L69 55V53ZM80 52V53H79ZM83 52H84V54H83ZM86 52V53H85ZM66 54V56H68V57H66L65 56V54ZM62 54H64V57H65V59H64V57H61L62 56ZM79 54H81V55H79ZM86 54V55H85ZM91 55L93 56V54L91 53ZM79 56H80V58H79ZM56 57L58 58V57H60V59L59 60H57L58 62L60 61V63L59 64H61V65H59L58 63H53L54 61L56 62ZM66 62V63H63L64 61L62 60V59ZM48 59H50V60H52L53 59V61H50V65L48 66L47 64H48ZM55 59V60H54ZM67 59V60H66ZM82 61H81V60ZM68 61V62H67ZM81 61V62H80ZM47 62V63H46ZM46 63V64H45ZM63 63V64H62ZM81 63V64H80ZM68 64H69V67H68ZM51 65H53V67L50 69V67H51ZM54 65L56 66V65H59V67H60V69H59V67L58 66H56L55 68H54ZM67 65V66H66ZM71 65V66H70ZM73 65H75V66H73ZM73 67V68H72ZM83 67V68H82ZM86 68V70H85V68ZM53 68H54V70L56 71V73L54 72V70H53ZM66 68V69H65ZM80 68V69H79ZM81 68L83 69V70H81ZM57 69V70H56ZM64 69V70H63ZM73 69V70H72ZM88 69V70H87ZM34 70V69H33ZM61 70V71H60ZM63 70V71H62ZM67 70H69V71H67ZM76 70V71H75ZM90 70V71H89ZM49 71V72H48ZM78 71H81V72H78ZM88 71V72H87ZM93 72V74H92V72ZM48 72V73H47ZM58 72V73H57ZM91 72V73H90ZM39 73V74H40ZM73 73H75V74H73ZM79 74V75H77V74ZM83 73V74H82ZM87 73V74H86ZM144 73L146 74V75H144ZM155 72H151V76L153 75L154 77H155ZM35 74V73H34ZM36 74V75H37ZM39 74L37 75V77L39 76ZM97 74V75H96ZM140 74V75H139ZM40 75V76H41ZM50 75V76H49ZM59 75V76H58ZM96 75V76H95ZM142 75V76H141ZM147 75H148V77H147ZM176 75V77L178 76L179 77V79H181L182 80V78H185V80L183 79V83H185L186 84V82L188 81H191L192 80V77H193V75H192V77L190 76V77H187L186 78V75H182V76H184V77H181L180 75H177V74H175ZM39 76V77H40ZM45 76V77H44ZM48 76V77H47ZM78 76V77H77ZM99 76L101 77V78H99ZM174 76V75H173ZM37 78V79H40V78ZM55 77V78H54ZM59 77V78H58ZM92 77V78H91ZM96 77H98V78H96ZM104 77H105V79H107V80H105L104 79ZM121 77V78H120ZM141 77V80L139 81V79L138 78H140ZM143 77L145 78V79H143ZM153 77V78H154ZM181 77V78H180ZM77 78V79H76ZM79 78V79H78ZM83 78V79H82ZM90 78V79H89ZM94 78V79H93ZM120 78V79H119ZM122 78H124V79H122ZM132 78V80H135L134 81V85L133 84H131L133 81L132 80H130V81H132V82H129L128 80L129 79H131ZM190 78V79H189ZM52 79V80H51ZM76 79V80H75ZM99 80V82L101 81L102 83H104L103 81H105V83L104 84H102L101 82H100V85L99 86H96L95 88H94V86H95V82L94 81H96V80ZM127 79V80H126ZM193 79H194V77H193ZM50 80V81H49ZM82 80V81H81ZM84 80V81H83ZM97 80V81H98ZM103 80V81H102ZM144 80H146V81H144ZM187 80V81H186ZM40 81V80H39ZM53 81V82H52ZM92 81V82H91ZM125 81V82H124ZM139 81V83L138 84H136V82H138ZM142 81V82H141ZM149 81H151L152 82V84L150 85L149 84V86H148V83H151V82H149ZM156 83H155V82ZM162 82V86H161V83H159V82ZM186 81V82H185ZM3 82L4 81H2L1 80V84H2V86H4L5 87V84L3 85ZM33 80L31 81V84L33 85V83H35V82H33ZM80 82V83H79ZM127 82L129 83V84H127ZM147 84H146V83ZM54 85H53V84ZM72 83L74 84V85H72ZM76 83V84H75ZM92 83H94L93 84V86H92ZM126 85H124V84ZM31 84L29 85V86H31ZM38 84V85H39ZM106 84V85H105ZM142 84V85H141ZM153 84H155L154 86H153ZM16 85V84H15ZM22 85V82H21V84L19 85V86H21ZM52 85V86H51ZM77 85V87H74V86H76ZM86 85V86H85ZM123 87H122V86ZM144 85H145V87H144ZM147 85V86H146ZM187 85L188 84H186V86L183 84V86H185V87H187ZM88 86V87H87ZM93 87L92 89H90V87ZM103 86V87H102ZM155 86H156V88H155ZM157 86H159L160 88H158ZM54 87V88H53ZM58 87H60V88H58ZM85 87V88H84ZM101 87V88H100ZM105 87V88H104ZM106 87H107V89L109 88V89H111V91L109 90H107L106 89ZM118 87H119V91L118 90H116V89H118ZM121 87V88H120ZM125 87V88H124ZM137 87H138V89H137ZM146 87H147V89H146ZM151 87H152V89H151ZM31 88H32V86H31ZM30 88V89H31ZM75 88V89H74ZM79 90H78V89ZM84 88V89H83ZM98 88H100V89H98ZM132 88H134V89H132ZM153 88H155V92H154V89ZM55 89V90H54ZM77 89V90H76ZM81 89H82V93H81ZM126 89H127V91H126ZM129 89V90H128ZM143 91H142V90ZM48 90V91H47ZM57 90H58V92H57ZM121 90L123 91V92H121ZM134 90V91H133ZM145 90V91H144ZM153 90V92H151ZM52 91V92H51ZM60 91V92H59ZM62 91H63V93H62ZM75 91V92H74ZM105 91V92H104ZM137 91V92H136ZM148 91V92H147ZM48 92V93H47ZM71 92V93H70ZM73 92V93H72ZM85 94H84V93ZM90 92V93H89ZM92 92V93H91ZM108 92V93H107ZM119 92H121V93H119ZM125 92V93H124ZM133 92V93H132ZM139 92V93H138ZM144 92H145V94H144ZM12 93H14V92H12ZM15 93H16V91H15ZM61 95H59V94ZM87 93V94H86ZM94 93H95V95H94ZM103 93H104V95H103ZM111 93H113V94H111ZM117 94V95H115V94ZM127 93V94H126ZM143 93V94H142ZM148 93V94H147ZM155 93H157V94H155ZM162 93V92H161ZM56 94L57 95H59L58 97L56 96ZM70 94V95H69ZM101 96H99V95ZM126 94V95H125ZM142 96H141V95ZM147 94V95H146ZM154 96H153V95ZM54 95V96H53ZM72 95V96H71ZM97 95V96H96ZM109 95V96H108ZM123 95V96H122ZM148 95H150V96H148ZM66 96H67V98H66ZM80 96V97H79ZM83 96V97H82ZM106 98H105V97ZM112 98H111V97ZM119 96V97H118ZM127 96V97H126ZM145 96V97H144ZM151 96H153L152 98H153V100H152V98H151ZM179 96V98L181 97H184V96H180V95H178ZM66 98V100H65V98ZM74 97V98H73ZM116 97V98H115ZM133 97V98H132ZM149 99H148V98ZM175 97V98H174ZM69 98V99H68ZM71 98V99H70ZM93 98V99H92ZM96 98V99H95ZM100 98V99H99ZM122 98H123V100H122ZM132 98V99H131ZM138 98V99H137ZM139 98L141 99V100H139ZM143 98H147V100H149V101H147V100H142ZM159 98V97H158ZM179 98H178V100H179ZM180 98V99H181ZM185 98V97H184ZM79 99V100H78ZM82 99V100H81ZM85 99V100H84ZM91 99V100H90ZM112 99V100H111ZM125 99H127V100H125ZM130 99L133 101V103L134 104H132L131 102L132 101H130ZM137 99V100H136ZM151 99V100H150ZM55 100L57 101V102H55ZM60 100H61V102H60ZM80 100H81V102H80ZM98 100H100V101H98ZM125 100V101H124ZM167 100V101H166ZM59 101V102H58ZM66 101H69L71 104L70 105H67L66 103ZM86 103H85V102ZM102 101H103V103H102ZM109 101V102H108ZM113 101V102H112ZM127 101H129L130 103H127ZM144 101H147V102H145L144 103ZM151 101V102H150ZM159 101V102H158ZM65 102V103H64ZM68 102V103H69ZM78 102V103H77ZM120 102V103H119ZM121 102L123 103H126V104H121ZM136 102V103H135ZM149 102H150V104H149ZM168 102V103H169ZM63 103L64 104H66L65 106L69 109V106H71V108L67 111V110H65V109H67V108H65V106H63ZM82 103V104H81ZM84 103V104H83ZM98 103V104H97ZM116 103V104H115ZM156 103H152V104H156ZM200 103V102H199ZM56 104H58V105H56ZM86 104V105H85ZM94 104H96V105H94ZM106 104V105H105ZM109 104V105H108ZM27 105V106H26ZM59 105H60V107H59ZM78 105H79V107H78ZM80 105H82V106H80ZM87 105H88V107H87ZM100 105H102V106H100ZM113 105V106H112ZM116 105V106H115ZM123 105V107H121ZM26 106V107H25ZM57 106H58V108H57ZM94 106V107H93ZM111 106H112V108H111ZM117 106H119V107H117ZM125 106V107H124ZM133 107V108H131V107ZM136 106V107H135ZM139 106H143V107H140L139 108ZM1 107V106H0ZM20 107V108H19ZM62 107H64V109L62 108ZM116 107H117V109H116ZM130 107V108H129ZM78 108V109H77ZM93 110H91V109ZM119 108H120V110H119ZM124 108V109H123ZM127 108V109H126ZM138 108V109H137ZM153 108H155V107H153ZM27 109V110H26ZM84 109V110H83ZM111 109H113V111H115V112H113ZM136 109V110H135ZM144 109H145V111H144ZM147 109H149V110H152L151 112H148V110ZM188 109V108H187ZM187 109H184L185 111L187 110ZM103 112H102V111ZM117 110V111H116ZM134 110V111H133ZM142 112H141V111ZM147 110V111H146ZM183 110V111H184ZM25 111H27L26 113H24ZM66 111V112H65ZM95 111H97V112H95ZM109 111V112H108ZM112 111V112H111ZM119 111V112H118ZM125 111L127 112V111H129V113L127 114V113H125ZM135 111L137 112L136 113V115L137 114H139L137 117L135 116ZM140 111V112H139ZM144 111V112H143ZM190 111H191V109H190ZM15 112V113H14ZM53 112H54V115H53ZM56 112V113H55ZM94 112V113H93ZM106 112V113H105ZM111 112V113H110ZM133 114H132V113ZM145 112H148L149 114H147L146 113V115H145ZM23 113L26 115V116H22L23 115ZM80 113L82 114V115H80ZM88 113H89V115H88ZM104 113V114H103ZM119 113V114H118ZM123 113V114H122ZM143 115H142V114ZM171 113V112H170ZM172 113V114H173ZM102 114H103V116H102ZM109 114V115H108ZM117 114H118V116H117ZM122 114V115H121ZM131 114V115H130ZM142 116H141V115ZM151 114V115H150ZM175 114H174V116H175ZM87 115V116H86ZM116 115V116H115ZM145 115V116H144ZM150 115V116H149ZM158 115V116H157ZM184 115V116H183ZM17 116V117H16ZM90 116H92V117H90ZM93 116H95L94 118H93ZM107 116H109V117H107ZM114 118H113V117ZM121 116V117H120ZM131 116V117H130ZM150 118H149V117ZM161 116H162V118H163V120H161ZM179 116V117H178ZM185 116H188V117H186L185 118ZM231 116V115H230ZM230 116H229V118H230ZM19 117H20V119L22 118V121H20V120H18L19 119ZM63 117H65L64 119H63ZM82 117V118H81ZM88 117V118H87ZM97 117H99V118H97ZM102 117V118H101ZM117 117H119V118H117ZM126 117H128V119L126 118ZM134 117V118H133ZM149 119H151V120H149ZM227 117L228 116H226V118H225V120L224 121H231L232 120V117L230 118L231 120H229V119H227ZM17 118V119H16ZM24 118V119H23ZM73 118V119H72ZM90 118H91V120H90ZM136 118V119H135ZM176 118V119H175ZM16 119V120H15ZM94 119H96V120H94ZM124 119V120H123ZM145 119H147V121H146V123H145ZM154 119V120H153ZM159 119H160V121L162 122H160L159 121ZM182 119L183 121L181 122L180 120ZM186 119V120H185ZM211 119V118H210ZM208 120L209 122H208V125H207V127L209 128V127H212L213 125L215 126L216 124H215V121H217L218 123H219V121L218 120H216L217 119V117H216V119H215V117L213 118V119H211V120ZM227 119V120H226ZM64 120V122H62ZM77 120V121H76ZM85 120H86V122H85ZM94 120V121H93ZM113 121V122H111V121ZM116 120H117V123H116ZM122 120H123V122H122ZM141 120V121H140ZM144 122H143V121ZM153 120V121H152ZM159 121V123H158V121ZM206 120V121H207ZM17 121V122H16ZM83 121V122H82ZM94 123H93V122ZM119 121V122H118ZM125 121V122H124ZM140 121V122H139ZM155 121V123H153ZM156 121H157V125H156ZM173 121H172V123H173ZM213 121H214V123H213ZM227 121V122H228ZM21 122V123H20ZM50 123H49V125L51 124V121H49ZM63 123V125L65 124V122H66V124L67 125H62V123ZM75 122V123H74ZM101 124H99V123ZM132 123V124H134V125H132V124H128V123ZM137 122H139L140 123V126H139V128H138V123ZM151 122V124H149ZM178 122V123H179ZM227 122H225V124L227 123ZM232 122V121H231ZM233 122H234V120H233ZM232 122V123H233ZM19 123V124H18ZM68 123H69V125H68ZM81 123V124H80ZM89 123V124H88ZM104 125H103V124ZM114 123V124H113ZM121 123V124H120ZM145 125V127H143L144 125ZM148 123V126H150L149 128H147L148 126H146V124ZM153 123V124H152ZM185 123H188V122H185ZM212 123H213V125H212ZM217 123V124H218ZM228 123H230V122H228ZM227 123V124H228ZM2 124V125H1ZM45 124H47V122L45 123ZM72 124H73V126H72ZM83 124V125H82ZM112 126H111V125ZM116 124V125H115ZM123 124H125L124 126H123ZM128 124V125H127ZM165 124V125H166ZM205 124H207V123H205ZM231 124V123H230ZM19 125V126H18ZM24 125H26V126H24ZM48 125V126H49ZM108 125H110V126H108ZM115 125V126H114ZM120 125V126H119ZM131 125V126H130ZM136 125V126H135ZM154 125V126H153ZM164 125V127H166ZM179 125H181V126H179ZM222 125V124H221ZM3 126H5V127H3ZM22 128H21V127ZM46 126V125H45ZM63 126V127H62ZM77 126V127H76ZM79 126V127H78ZM105 126V127H104ZM118 126V127H117ZM130 126V127H129ZM143 128H142V127ZM162 127L161 128V134H160V131H158L160 128L159 127ZM183 126H185V127H183ZM216 126H218V127H220V123L218 124V125H216ZM214 127V128H217V127ZM25 127V128H24ZM66 127V128H65ZM68 127V128H67ZM76 127V128H75ZM107 128V129H104V128ZM119 129V131H123L122 133H120L119 131H117V128ZM120 127V128H119ZM135 127V128H134ZM152 127H157V132L156 131H154L155 129H153L152 130V135H155L154 134V132H156L157 134L155 135V137H153V136H151L150 137V139H152V140H150V141H154V139H160L161 137V135H162V141H161V139H160V142H162V146H161V143L158 141V140H156V141H158L157 143H158V145H160V148L156 145V141H154V144H152L153 142H151L150 144H151V147H152V145L154 146L153 148H155L156 146H157V148H159V150H161V152H160V155H159V153L157 152L158 151V149H157V151H156V149H154L155 150V153L156 154H158L160 157L161 156H163L164 155V157H161L163 160H164V158H165V160L163 161V163L165 164H163L161 167H169L170 168V175H169V169L166 171V169H164V170H161V169H163V168H161L160 167V165L162 164V162H161V164H160V160H161V158H159L158 156H156V154H155V156L154 157H156V158H154V159H152V160H155L154 162H156L155 164V169H156V167L157 166H159V168H161L160 170H157V169H159L158 167H157V176L160 174L161 176H159V178L160 179H166V180H168L169 179V181H166V180H164V181H166V183L163 181V180H160V182H161V185H160V182L159 183H157V181H159L158 180V178H157V180H155L156 181V183H155V181H154V183L152 184V183H148V182H151L153 179H148V176L150 175V173L152 172V170L150 169V167H149V165H148V163H146L148 166H145L144 164L145 163H143V160H141L142 161V163H141V161H140V159H142L141 157H139V158H136V157H134L133 155L135 154V156H136V153H138V151L137 152H133V150L131 149V151H132V153H134V154H132L131 153V151H130V148L129 147H131V146H134V145H132V144H130V142L131 141H135V140H133V137H136V138H138L139 137V135H141L142 133H141V131L142 132H144L143 130L144 129H148V131H147V129L145 130V132L147 133V132H149V131H151L150 129H152ZM180 127V128H179ZM104 129V131H103V129ZM134 129V131L132 130V129ZM141 128L143 129V130H141ZM159 128V129H158ZM21 129V130H20ZM45 129V128H44ZM68 129V130H67ZM165 129V128H164ZM182 129V130H183ZM20 130V131H19ZM28 130V131H27ZM100 130V131H99ZM125 130H126V133H125ZM131 130V131H130ZM138 130V131H137ZM210 130L212 131V129L210 128ZM6 131V132H5ZM67 131V132H66ZM70 131V132H69ZM116 131V132H115ZM127 131H129V132H127ZM140 131V132H139ZM214 131V130H213ZM212 131V132H213ZM217 131V132H216ZM220 130H218V128H217V130H215L214 131V134L216 133H218L217 135H218V139L217 140H219L221 137V135H223V137H224V131H223V134H219V133H222V131H220ZM6 134H5V133ZM103 132H105V133H103ZM118 132V133H117ZM159 132V133H158ZM12 133V134H11ZM17 134V136H16V134ZM31 133V134H30ZM46 133V134H45ZM73 133V134H72ZM100 133V134H99ZM114 133V134H113ZM121 134V136H120V134ZM124 133V134H123ZM131 133V134H130ZM137 133L139 134V135H137ZM141 133V134H140ZM10 136H9V135ZM21 134V135H20ZM48 134H49V132H48ZM89 134V135H88ZM109 134V135H108ZM129 134H130V137H128L129 136ZM134 134H136V136L134 135ZM160 134V136H157V135H159ZM185 134V133H184ZM215 134V135H216ZM2 135V136H1ZM4 135H8L7 137L6 136H4ZM24 135V136H23ZM27 135H29V139H28V136ZM45 135V136H44ZM104 135V136H103ZM108 135V136H107ZM114 135V136H113ZM133 137H132V136ZM143 135V134H142ZM16 136V137H15ZM52 138H51V137ZM57 136V137H56ZM60 136V137H59ZM72 136V137H71ZM102 136V137H101ZM106 136V137H105ZM110 136H113V137H115V138H111ZM121 138H120V137ZM13 139H12V138ZM20 137H22V138H20ZM54 137H56V139L54 140ZM71 137V138H70ZM101 137V138H100ZM126 137H128V138H125ZM140 137H142V136H140ZM157 137V138H156ZM3 138V139H2ZM31 138H32V140H31ZM47 138V140H45ZM50 138L51 139H53V141L52 140H50ZM83 138V139H82ZM91 138H93V139H91ZM99 138L101 139V142H102V140L103 139H105V140H109V141H104L103 140V145H102V143H101V145L102 146H104V147H106L107 145H105V143L106 144H108V146L106 147V148H108L109 149V147H111L110 149H113V153L116 151V153H118L117 151L119 150V148H121V147H119V145L120 146H128V145H131V146H128V147H126V148H129V149H126L125 150V147H122L121 149H123L124 148V151H125V154L123 153V157L121 158V155H122V153H121V151H123V150H121L120 149V159L122 160V164H124V165H122V164H119V163H121V160H119L118 162V164L117 163H115L116 162V160H115V162H113V163H115V165H120L121 166V168H122V166H124L122 169H124V170H120L121 168H120V166H118L117 167V170H118V168H120L119 170L122 172V176L126 179L128 176H127V174L129 175V173L131 172L132 173V171L135 169V167H133V166H135V165H139L138 166V168L134 171L136 174H138L139 175V173H138V171H140V174L141 175H139L141 178H143V186H142V182H139L140 180H136V179H141L138 175L137 176H135L136 174L133 172V176L136 178V177H139V178H132V183H134V184H130V179H131V177H132V174L128 177L129 178V180H126L127 181V186H125L126 188V190H124V189H120V190H122L121 192L124 194V195H126L127 194V196H128V193L130 194V192H132V191H130V190H133V193H131L132 195H134L135 196V194H137V193H135L134 192V189H137L138 187L139 188H143V189H141V194H143V193H145L146 192V194L148 193V191L151 193V191H154V190H156L154 187L156 186L157 187V190H156V193L158 194L159 192H160V195H161V197H160V202L161 203H163L164 202V204H166L167 202H169L170 203V201L171 200H174V203H173V201H171V208H172V206L175 204V201H176V203H178L179 201V204L180 203H185L184 205L185 206H187V204H188V202H189V204L191 205V206H188L189 208L191 207L192 208V206L194 207V206H196L197 207V205L198 206H202L203 207V209L205 210L206 209V211H204V212H202V213H200L199 215H198V220H197V222H196V225H195V229H199L200 228V230H198V231H196L195 229V231L193 230V234L188 238L189 240H187V242L185 241V243H182L183 241H182V239L180 238V237H177V238H174V239H171L172 241H170L169 240V242L168 243H166V242H163V243H161L160 241H155V242H146L145 240L144 241H142V240H140V239H136V238H134V237H132V236H130V235H127V234H123V235H121L119 238H111V237H108V236H104V235H99V234H94V233H92V231H91V228L92 227H90L89 229H82V228H80V226L81 225H83V224H89V222L92 220V218H93V215H94V211H93V209H91V208H86L85 210L86 211H82V212H75V211H73L72 210V208L68 205V203L69 202H67L66 204L64 203L63 205L64 206H61L60 207V209L59 210H57V211H54V212H48V213H45V214H42V215H27V214H24V212L23 213H6V211H7V209L8 208H10L13 204V202L14 203H16V204H14V205H16V207L17 206H19L22 202H25L24 200H25V198H26V196H27V194L29 193V191H30V189H31V186L36 182V181H40V179L41 178H43V176L47 173V175H53L56 171H57V169H56V163L57 162H60V170H61V168L64 166V162H68V159L70 158V159H73L74 158V163L75 164H77L79 161V165L81 166V165H84L85 163L87 164H85L83 167L84 168H80V167H77V169L79 170H77L76 172H75V168L73 169V170H71V171H74V172H72V173H74L73 175H77V176H79V177H81L84 173H86V174H84V175H87V176H82L81 178H83L84 177V179H86V180H84V183H83V191H86L89 187L91 188V190H92V188L93 189H96V187H97V189L98 190H102V188H103V190L102 191H100V192H103V193H101L100 194V198H106V197H109L110 198V196L112 197L113 195H114V197L116 196L117 197V195H118V192H120V190L117 192L116 190H117V188L118 187H115V186H111V185H109L110 187H108L107 186V183L108 184H110V176L109 177H107L106 175H109L108 173H107V168H106V166H104L105 164H107L108 165V160H105V159H109V158H106V157H108V155H106V153L103 151H97L96 153H93V154H91L89 157H87L86 159H88V162L86 161H84V157H79L80 158V160H79V158L78 157H76L75 155H76V153L75 152H77L78 151V147H80L81 149H79V150H85V149H83L85 146H87L88 148H89V146H90V144L92 145V144H94V146L95 147H99V143L100 142H98V141H100L99 140ZM130 138H132L131 140H130ZM136 138H134V139H136ZM154 138V139H153ZM29 141H28V140ZM37 139V138H36ZM110 139H111V141H110ZM113 139V140H112ZM122 141H120V140ZM124 139V140H123ZM9 140V141H8ZM31 140V141H30ZM42 140V141H41ZM48 140L50 141V142H48ZM88 140H89V142H90V144H89V142H88ZM92 140V141H91ZM115 140V141H114ZM120 141L119 143L117 142V141ZM130 140V141H129ZM11 141V142H10ZM37 141H38V144H37ZM44 141H47L48 142V144L47 143H44ZM59 141V142H58ZM125 141V142H124ZM129 141V142H128ZM7 142H9V143H7ZM32 142V143H31ZM43 142V143H42ZM96 142H98V144L96 143ZM114 142H117V143H113ZM124 142V143H123ZM126 142H128V143H126ZM1 143H3V144H1ZM6 143V144H5ZM81 144V145H83L82 147H81V145H77V144ZM95 143L97 144V145H95ZM111 145H110V144ZM132 143V142H131ZM40 144H42L41 146H42V148H41V146H40ZM85 144V145H84ZM88 144H89V146H88ZM115 146V145H118L117 146V148H118V150H116V147H114L113 148V145ZM127 144V145H126ZM156 145V146H155ZM35 146H36V149H35ZM7 147V148H6ZM8 147H9V149H8ZM40 147V148H39ZM87 147H85V148H87ZM92 147H93V145H92ZM91 147V148H92ZM95 147H93V148H95ZM135 147V146H134ZM165 147V146H164ZM11 148V149H10ZM33 148V149H32ZM42 149L43 150V156H42V154L41 153H39V154H41V155H38V149ZM76 148H77V150H76ZM133 148V147H132ZM161 148H163V150L161 149ZM207 149L208 148H210L209 146L208 147H206ZM205 148V146H204V148H202V150H204V151H206L207 149ZM34 150V151H33ZM115 150V151H114ZM129 152H128V151ZM3 151V152H2ZM6 151V152H5ZM7 151H10L9 153L7 152ZM40 152H41V150H39ZM134 151H136V147H135V149H134ZM5 152V153H4ZM35 152H37L36 154L38 155V157L36 156V154H35ZM112 152V151H111ZM127 152V153H126ZM151 152H154L153 150H151L150 151V153ZM35 154V155H33V154ZM102 155L103 153H105V154H103L102 156L100 155V154ZM116 153H114V154H116ZM129 153V154H128ZM167 153V152H166ZM165 153V154H166ZM12 154V155H11ZM13 154H14V156H13ZM75 154V155H74ZM97 154V155H96ZM119 154H117L118 156H119ZM131 154V156H129ZM153 155H154V153H152ZM206 154V153H205ZM5 155V156H4ZM11 155V156H10ZM73 155L77 158L76 159V161H75V157H73ZM95 155V156H94ZM100 155V156H99ZM104 155H106V157H104ZM125 155V156H124ZM128 155V156H127ZM168 155V154H167ZM3 156V157H2ZM40 156V157H39ZM98 156V157H97ZM202 156V155H201ZM12 157V158H11ZM93 157V158H92ZM137 157H138V155H137ZM157 157H158V159H157ZM205 157V159H206V156H204ZM14 158V159H13ZM84 158V159H83ZM92 159V160H90V159ZM105 158V159H104ZM123 158H125L124 160H123ZM127 158V159H126ZM128 158H130V159H128ZM132 158V159H131ZM133 158H136V159H138V161H140L139 163H138V161H137V164H136V159H133ZM170 158V157H169ZM7 159V160H6ZM31 159V160H30ZM67 159V160H66ZM81 159L85 162L84 164L82 163L81 164ZM94 159V160H93ZM102 159H103V162L105 163L104 165L102 164ZM116 159V158H115ZM27 160H29L28 162H27ZM60 160V161H59ZM117 160H118V157H117ZM5 161V162H4ZM14 161V162H13ZM31 161V162H30ZM70 161V160H69ZM82 161V162H83ZM100 161V162H99ZM126 161V162H125ZM128 161V162H127ZM131 161V163H129ZM157 161H159V162H157ZM171 161H173L172 163H171ZM202 161H204V160H202ZM205 161H207V160H205ZM238 161V160H237ZM236 161V162H237ZM27 164H26V163ZM98 162V163H97ZM125 162V163H124ZM135 164H134V163ZM144 162H146V160L144 161ZM235 162V163H236ZM239 162V161H238ZM7 163H9V167L8 166H6L7 165ZM92 163V164H91ZM126 163H129L127 166H126ZM158 163L160 164V165H158ZM168 163V162H167ZM203 163V162H202ZM205 163V162H204ZM203 163V164H204ZM66 164V163H65ZM77 164V165H78ZM99 164V166L98 167H96L97 169L95 170L93 167L94 166H97ZM134 164V165H133ZM200 164V165H202V167H205L206 165L204 164ZM222 164H225V163H222ZM222 164H219V166L220 165H222ZM238 164V163H237ZM3 165H4V167H3ZM25 165V166H24ZM29 165V166H28ZM33 166L34 167V169L33 170H30V167L31 166ZM61 165H63V166H61ZM102 165L106 168V170H104V171H106V175L105 174H103L104 172H103V169L102 168H104V167H102ZM141 165H144L145 167H147L148 169H147V171H146V169H145V167L144 166H141ZM225 165H228V164H225ZM225 165H222V166H220V167H218L217 169H221L222 168V170L220 171V169H219V171H220V173L221 174H223V175H228L229 173H227L229 170H226V169H228ZM229 165H231V164H229ZM228 165V167H229V169H230V166ZM13 166V167H12ZM126 166V167H125ZM129 166H131V167H129ZM136 166V167H137ZM224 166V167H223ZM3 167V168H2ZM8 167V168H7ZM86 167V168H85ZM90 167V168H89ZM99 167L102 169V172L100 171V172H98L100 169H99ZM139 167H144V169H143V171L145 170L146 172H148L147 173V175H145L146 174V172H141L142 170H138L139 169ZM2 168V169H1ZM8 170H7V169ZM11 168V169H10ZM29 168V169H28ZM104 168V169H105ZM128 168H130L129 170H128ZM226 168V169H225ZM9 169H10V171H9ZM13 169V170H12ZM55 169V170H54ZM81 169H82V172L84 171V173L81 175V174H79L80 173V171H81ZM86 169H88L89 171H91V170H94V173L96 172V175L99 173V175L101 174V175H104L103 177L100 175V177L101 178H99V176H94L93 175V179H92V175L90 176L91 178H89L88 176L90 175V173H89V171H88V174H87V171H86ZM99 169V170H98ZM133 169V170H132ZM141 169V168H140ZM5 170H6V172L7 173H5ZM126 170H128L127 172H126ZM150 170H151V172H150ZM12 171H13V173H12ZM123 171H124V173H123ZM160 171V172H159ZM161 171L162 172H164V173H166V172H168L167 174H165V175H168L169 176V178H168V176L165 178L164 176H162V174H161ZM219 171H217V172H219ZM224 173H223V172ZM2 172V173H1ZM9 172H11L12 173V175H11V173H10V175H9ZM77 172H79V173H77ZM98 172V173H97ZM125 172L127 173V174H125ZM150 172V173H149ZM5 173V174H4ZM49 173V174H48ZM71 173V174H72ZM144 173V174H143ZM164 173H163V175H164ZM212 174H214L215 173V171L214 172H211ZM210 173V175H208L209 177H212V174ZM70 174V175H71ZM126 175V177H125V175ZM173 174V176L171 177V175ZM209 174V173H208ZM9 175V177H7ZM257 176V178H259L258 177V174H256ZM120 176H121V174H120V172H119V178H118V180L120 179ZM122 176H121V179H122ZM145 176H147V181L148 180H151V181H148L146 184L144 183V181L146 180V177L144 178ZM7 179H6V178ZM12 177V178H11ZM87 177V178H86ZM95 177V178H94ZM96 177H97V179H96ZM150 177V176H149ZM162 177H164V178H162ZM198 177V176H197ZM200 177V176H199ZM255 179H256V177H255V175L253 176ZM10 180H9V179ZM105 178V179H104ZM109 178V179H108ZM168 178V179H167ZM173 179V180H170V179ZM206 179V180H203V179ZM90 179V180H89ZM94 179H96V181L94 180ZM99 179V180H98ZM125 179H122L121 181L123 182V180H125ZM209 179V180H208ZM4 180V181H3ZM82 180V181H83ZM91 181V182H89V181ZM92 180H94V182L92 181ZM102 180V181H101ZM108 180V181H107ZM136 182H134V181ZM197 180H199V182L197 181ZM203 180V181H202ZM7 183H6V182ZM120 181V182H121ZM125 181V182H126ZM128 181H129V183H128ZM176 181V182H175ZM195 181H197V182H195ZM201 181V182H200ZM2 182V183H1ZM107 182V183H106ZM120 183L119 184V187H121L122 185L124 186V184H125V182H124V184L123 183ZM139 182V184H141L140 186H139V184L137 185V183ZM162 182H164L163 184H162ZM175 183L174 185H173V183ZM195 182V183H194ZM11 183V184H10ZM91 185H90V184ZM94 183V184H93ZM178 183H180V185H181V190L183 189V193H182V191L180 190V185L178 184ZM196 183H198V184H196ZM202 183V184H201ZM207 183H205V186H207L208 184ZM214 183V182H213ZM212 183V184H213ZM3 184V185H2ZM10 184V185H9ZM96 184H97V186H96ZM106 184V185H105ZM130 184V185H129ZM145 184V185H144ZM155 184H157V185H155ZM194 184H196L195 186H194ZM212 184H210L211 185V187H212ZM5 185V186H4ZM95 185V186H94ZM135 185V186H134ZM146 185H147V187H146ZM149 185H150V189L152 188L153 190H148L149 188ZM160 185V186H159ZM162 185H163V187H162ZM165 185V186H164ZM166 185H168L169 187H167ZM179 185V186H178ZM185 187H183V186ZM250 185V184H249ZM103 186H105V187H103ZM121 187V188H124V187ZM134 186V187H133ZM136 186H138V187H136ZM145 186V187H144ZM152 186V187H151ZM160 187V189H159V187ZM170 186H172L171 188H172V190H171V188H170ZM188 186V187H187ZM241 186H239L238 187V189L236 188V190H239V188L241 187ZM95 187V188H94ZM108 188V190H107V188ZM114 188V189H111V188ZM136 187V188H135ZM173 187H175L174 188V190H173ZM178 187V188H177ZM210 187V186H209ZM210 187V188H211ZM244 187V188H243ZM89 188V189H90ZM100 188V189H99ZM106 188V189H105ZM116 188V189H115ZM131 188H133V189H131ZM139 188L137 189L139 192H140V190H139ZM166 188H170V192H169V189L168 190H166ZM96 189V190H97ZM145 189V190H144ZM159 189V190H158ZM162 189V190H161ZM177 189V190H176ZM179 189V190H178ZM188 189V190H187ZM82 190V189H81ZM80 190V192H83V191H81ZM106 190H107V192H106ZM117 192V195H115V191ZM129 190V192L128 193H124V191L125 192H127ZM162 191V193H161V191ZM165 190H166V192H165ZM184 190L187 192H184ZM191 190V191H190ZM235 190V189H234ZM87 191H89V190H87ZM87 191H86V193H87ZM92 191H95V190H92ZM115 192L114 194L113 193H111V192ZM159 191V192H158ZM163 191H164V193H163ZM179 191H181V193H179ZM75 193L73 194V195H75V194H77V193H79V191H74ZM90 192V191H89ZM112 194H110V193ZM171 192H172V194H171ZM175 192H176V194H175ZM107 193V194H106ZM150 193H148V194H150ZM156 193H155V191L154 192H152V194L151 195H155L156 196ZM121 195V193H120V195L123 197L124 195ZM140 194V193H139ZM165 194V195H164ZM173 194H175V195H173ZM180 194H182L181 195V197H180ZM183 194L184 195H186V197L185 196H183ZM187 194H192V195H189V198H187ZM229 194H231V196H229ZM102 195V196H101ZM107 195V196H106ZM120 195H118L119 197H118V200H122V199H125V198H127V200L129 199V200H131L130 198L132 197V195H129V197H125L124 196V198H120L121 196ZM164 195V199L161 201V198H163L162 196ZM172 197H170V196ZM225 195V196H226ZM133 196V197H134ZM155 196H153L154 198H155ZM175 196V197H174ZM177 196L179 197V198H177ZM233 196V197H232ZM255 196H258L257 194H255V195H253V196H251L249 199L251 200H249L248 199V201L247 200H245L244 202L246 203H244V204H242L241 203V205H243V206H238L237 205V211H235V214L237 215H235L234 217L236 218L235 219V221H236V224H235V231L236 230H238V229H240V226L241 227H243L244 225H245V223L247 222V220H250V219H252V218H260L261 217V215H262V217L259 219V220H261V222H262V218L264 219V212H262V211H259V210H257V209H260V208H262V207H260L261 206V200H259V198H262L260 195V197L259 198H257L260 202H259V205H258V200L256 199H253V197L255 198ZM114 197H112L113 198V200H115V202H117L116 201V197L114 198ZM157 197H159V195H157ZM156 197V199L157 200H159L158 198ZM167 197L168 198H170V201H169V199H167ZM184 197V198H183ZM231 197V198H230ZM87 198V197H86ZM120 198V199H119ZM167 200H166V199ZM173 198H175V199H173ZM187 198V199H186ZM221 198V199H222ZM254 200H252V199ZM24 199V200H23ZM134 199V198H133ZM133 199L131 200V201H129L128 200V203L130 202V203H133ZM176 199H178V200H176ZM181 199H183V201L181 200ZM186 199V201H184ZM23 200V201H22ZM166 200V201H165ZM188 201V202H187ZM228 202V203H230V204H227L226 202ZM255 201H257L256 203H255V205H253V203L255 202ZM200 202V201H199ZM198 202V203H199ZM226 203V204H224V203ZM233 202H234V200H233ZM252 204H251V203ZM20 203V204H19ZM118 203V202H117ZM129 203V204H130ZM169 203H167L168 205H169V207H170V204ZM172 203H173V205H172ZM216 203V204H215ZM247 203H248V206H247ZM9 204H11V205H9ZM19 204V205H18ZM23 204V203H22ZM22 204H21V206H22ZM177 205V206H183V204H181V205ZM188 204V205H189ZM194 204V205H193ZM212 204V205H211ZM13 205V206H14ZM163 205V204H162ZM161 204H160V206H162ZM251 205V207H249ZM255 206V209H253L254 207L253 206ZM256 205H258L257 207H256ZM158 206V205H157ZM176 206V205H175ZM212 206H213V208H214V210H213V208H212ZM244 206H246V207H244ZM162 207H164V205L162 206ZM165 207H167L166 205H165ZM169 207H167V208H169ZM174 207V206H173ZM199 207V208H200ZM219 207H221V208H219ZM223 207V208H222ZM228 207V208H227ZM253 207V208H252ZM7 208V209H6ZM188 208V211L191 209H189ZM199 208L197 207V209L198 210H196L195 209V207H194V209L192 208L191 210V212L189 211H187V213H185L184 214V217H186V219L187 218H189V217H191L192 215H193V210H194V212H196V211H199ZM210 208V209H209ZM224 208H225V210H224ZM244 208V209H243ZM246 208V209H245ZM251 208V209H250ZM257 208V209H256ZM170 209V208H169ZM201 209V208H200ZM224 210L223 212L224 213H222V211L221 210ZM238 209H242V210H238ZM247 209H249V210H252L251 212L249 211V210H247ZM9 210V209H8ZM209 210V211H208ZM218 210V211H217ZM246 210V211H245ZM257 211V212H254V213H252L253 211ZM260 210H262V209H260ZM217 211V212H216ZM243 211V212H242ZM245 211V212H244ZM248 211H249V215L251 216V218H250V216L248 215ZM8 212V211H7ZM185 212H186V210H185ZM213 212V213H212ZM237 212V213H236ZM241 212V213H240ZM260 212V213H259ZM262 212V213H261ZM212 213V214H211ZM222 213V214H221ZM245 213H247L246 214V217H245ZM256 213V214H255ZM257 213H259V214H261L260 216H259V214H257ZM2 214H4L5 216H1ZM214 214V215H213ZM221 214V215H220ZM241 216H240V215ZM244 214V215H243ZM253 214H254V216H253ZM218 215H220V217L218 216ZM216 216H218V218L216 217ZM256 216H258V217H256ZM183 217V218H184ZM248 217V218H247ZM33 218H37V221L35 222V221H33ZM239 218V219H238ZM240 218H242V219H240ZM244 218V219H243ZM215 219H216V221H215ZM220 219H218V221H219ZM178 221V220H177ZM176 221V223H178ZM214 223V224H215ZM263 223H264V220H263ZM213 224V225H214ZM201 226V227H200ZM204 227V228H205ZM203 228V230H206V228L204 229ZM230 231V232H228L225 236H224V238L222 237V239L221 240H219V243L221 244L222 243V241L223 242H225V240H228V241H231L230 239L234 236V233H232V232H235V231ZM233 234V235H232ZM195 237V236H194ZM192 239V238H191ZM194 239V238H193ZM3 242V243H2ZM25 244H24V243ZM157 242H160V244L159 243H157ZM191 242V243H190ZM182 245H181V244ZM180 244V245H179ZM189 244V245H188ZM223 244V243H222ZM187 245V246H186ZM239 245V244H238ZM242 245V244H241ZM237 246V245H236ZM235 246V247H236ZM238 247V246H237ZM240 247V246H239ZM99 254V255H98ZM177 254V255H176ZM173 255V256H172ZM113 257V258H112ZM177 257V258H176ZM172 258H175L174 260L172 259ZM28 261V262H27ZM183 264H192V263H183ZM218 264H220V262L218 263ZM221 264H223V263H221Z\"/></svg>", "mask_w": 264, "mask_h": 264}]
</instances>
